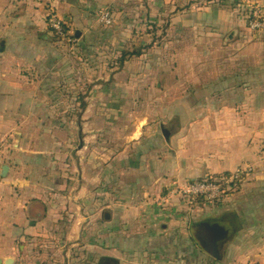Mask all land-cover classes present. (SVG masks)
Instances as JSON below:
<instances>
[{"label":"crops","instance_id":"0c3cea01","mask_svg":"<svg viewBox=\"0 0 264 264\" xmlns=\"http://www.w3.org/2000/svg\"><path fill=\"white\" fill-rule=\"evenodd\" d=\"M102 9L125 37L144 20L168 26L171 81L149 61L91 71L90 45L113 50L122 36L96 32ZM243 9L264 16V0H0V141L10 144L0 159V258L264 264V31L248 29ZM50 13L69 23V45L50 36ZM127 113L135 121L122 134ZM247 167L215 204L169 194ZM46 248L62 250L58 260L38 255Z\"/></svg>","mask_w":264,"mask_h":264},{"label":"rangeland","instance_id":"374dc122","mask_svg":"<svg viewBox=\"0 0 264 264\" xmlns=\"http://www.w3.org/2000/svg\"><path fill=\"white\" fill-rule=\"evenodd\" d=\"M99 13V12H98ZM92 15H96V13L92 12ZM97 16H99V14H97ZM149 20V19H147ZM149 21H145L143 24H140L139 27H141V29L139 31L133 30V33L131 36H124V33H127V27L123 26V28L119 25V24H112V26H106L99 23H95L96 24V32L97 33H102V35L104 36H108L109 34H112L113 36H120L118 39L115 40V44L113 50H108L107 46L105 45L104 41L100 42V41H94L93 44H91L92 40H88V43H90V49L89 50H94V52L90 53L89 56H87L88 58H90L88 60L89 64H92L93 66H95L94 68H91V71H97L99 69L100 65H105L107 67V69H112L111 66H109L110 64H114L116 62L117 64V60L120 57L121 52H126L128 54L131 53H136L138 50L140 52V50H146L144 53V59L143 60H139L138 58H132L131 56H127V60H129V63L131 64H140L144 61H149V62H154V71L156 69V64H160V67L158 68L159 73H161V79L162 82L165 81L166 83H168V81H171L170 79H167V76H165L163 72L164 70L166 71L167 68L169 67L170 63H171V57L168 55V50H169V42L171 40H169L168 38V26L166 27V25L164 23H159V26L157 24H151L148 23ZM68 23V22H67ZM69 29V23L67 24ZM158 28H157V27ZM136 27V26H135ZM155 28L156 30V34L152 36V29ZM134 32H137L138 34H142L141 36L142 39L139 40L137 34H135V37H133ZM51 36V35H50ZM52 37V36H51ZM109 38V37H107ZM109 41V40H108ZM58 42V41H57ZM178 42V41H177ZM180 45H181V54L177 56L176 62L178 63V71L180 72V75L184 78L185 76V64H186V58H185V40L181 39L179 40ZM194 42L199 43L200 45V40H194ZM111 42H106V44L110 45ZM70 44V43H69ZM216 44V41L213 42V45ZM200 48L199 46H196L195 49ZM201 49V48H200ZM194 50V49H193ZM115 53V54H114ZM131 57V60H130ZM108 62L110 63L108 65ZM109 67V68H108ZM115 67H119L118 65H116ZM99 71V70H98ZM114 71V70H113ZM108 73H110V71H108ZM165 76V77H164ZM178 79H182L179 78ZM165 83V84H166ZM183 93V86H178L177 87V94H182ZM81 104L85 105L84 103H77V104H73V103H60V111L61 110H69V111H78L79 109L83 108L81 106ZM123 105V104H120ZM127 105L125 104V110H127ZM159 104H156V106L158 107ZM161 105V104H160ZM122 111V109H121ZM141 110L138 108L137 112H140ZM126 118H124V122L123 125H119L118 126V131L120 133H125V132H129L126 131L129 129V126L132 125V123L135 121L133 119V122L128 124L126 123L128 113L125 115ZM130 121V119H129ZM78 122V120H77ZM121 124V123H120ZM67 160V159H66ZM174 191V186H172V188L170 189V195L173 197H177V194H173ZM167 197V196H166ZM199 235L196 234V239L198 240ZM65 241L62 231L60 232V243ZM77 249H79V247H75ZM39 250V248H38ZM60 253H62V250L60 251ZM60 253H56L54 252V250L49 249H44L43 252L38 253V255H42L46 257V260H58L57 258L60 257ZM84 250H76L73 251L72 255H76L75 257H79L81 254H84ZM31 256H33L34 254H32V252L30 253ZM29 260L24 261V264H27ZM23 262V260H22ZM59 262V261H57ZM37 262L34 261L32 264H36ZM60 263V262H59ZM23 264V263H21ZM40 264V263H38ZM53 264V263H51ZM54 264H58V263H54Z\"/></svg>","mask_w":264,"mask_h":264},{"label":"built area","instance_id":"2783aa9c","mask_svg":"<svg viewBox=\"0 0 264 264\" xmlns=\"http://www.w3.org/2000/svg\"><path fill=\"white\" fill-rule=\"evenodd\" d=\"M253 11L247 22L248 29L251 31H264V16L258 10L254 9ZM98 14V20L101 24L109 25L111 23L112 15L108 9H102ZM63 25V19L50 13L47 27L51 34L59 37L64 36ZM8 146L10 144L7 141H0V159L4 157ZM251 172V167L238 168L231 173L220 175L217 179L189 181L183 185L176 183L173 194H177L181 199L186 200L189 206L197 204L198 201L206 204H215L237 191L242 178Z\"/></svg>","mask_w":264,"mask_h":264},{"label":"trees","instance_id":"16d2710c","mask_svg":"<svg viewBox=\"0 0 264 264\" xmlns=\"http://www.w3.org/2000/svg\"><path fill=\"white\" fill-rule=\"evenodd\" d=\"M109 10V9H108ZM254 9H251V10H247V9H243V11H244V16H245V20H246V22H248V19H249V17L252 15V13L254 12L253 11ZM49 15L50 14H48V17L47 18H49ZM47 22H48V19H47ZM63 22H64V25H63V33H64V36H55V35H53V34H51L50 33V35L52 36V38H53V40L54 41H58V42H64L65 44H67V45H69V43H72L71 41L75 38V36L73 35V34H71L70 33V29H69V27H68V23L65 21V20H63ZM48 28V27H47ZM48 32H49V30H48ZM140 54L139 53H131V54H128V53H126V52H121V54H120V57L118 58V60H117V64H116V62L114 63V65L116 66V65H118L119 67H121L123 64H124V62L127 60L126 58H127V56H131V57H133V56H135V57H137V56H139ZM81 106L83 107L84 105L83 104H81ZM231 173V172H230ZM226 174H228V173H226ZM220 175H215V176H207V177H204V178H202V179H198V180H194V181H202V180H209V179H217L218 177H219ZM248 176V175H247ZM246 176H244L243 178H242V182H243V180H244V178H245ZM241 182V183H242ZM240 186V185H239ZM239 188V187H238ZM197 203H201L200 201H198Z\"/></svg>","mask_w":264,"mask_h":264},{"label":"water","instance_id":"95a60500","mask_svg":"<svg viewBox=\"0 0 264 264\" xmlns=\"http://www.w3.org/2000/svg\"><path fill=\"white\" fill-rule=\"evenodd\" d=\"M0 264H16V259L12 256L3 257V258H0Z\"/></svg>","mask_w":264,"mask_h":264}]
</instances>
